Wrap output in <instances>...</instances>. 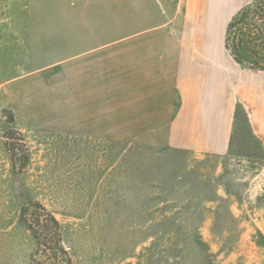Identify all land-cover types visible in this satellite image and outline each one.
I'll return each mask as SVG.
<instances>
[{
  "label": "rangeland",
  "instance_id": "1",
  "mask_svg": "<svg viewBox=\"0 0 264 264\" xmlns=\"http://www.w3.org/2000/svg\"><path fill=\"white\" fill-rule=\"evenodd\" d=\"M222 1L0 0V264H29L28 201L74 264H264V147L243 110L223 154L172 147L130 111L127 37L220 10L225 33L253 3Z\"/></svg>",
  "mask_w": 264,
  "mask_h": 264
},
{
  "label": "crops",
  "instance_id": "2",
  "mask_svg": "<svg viewBox=\"0 0 264 264\" xmlns=\"http://www.w3.org/2000/svg\"><path fill=\"white\" fill-rule=\"evenodd\" d=\"M221 11L208 16L202 29L198 22L199 29L166 30L162 20L127 37L140 43L128 56L135 74L130 86L140 96L130 102L131 115L144 128L161 129L172 147L225 153L238 105L264 147V69L241 68L232 59L224 47Z\"/></svg>",
  "mask_w": 264,
  "mask_h": 264
},
{
  "label": "trees",
  "instance_id": "3",
  "mask_svg": "<svg viewBox=\"0 0 264 264\" xmlns=\"http://www.w3.org/2000/svg\"><path fill=\"white\" fill-rule=\"evenodd\" d=\"M252 2L241 7L227 23L224 47L241 67L264 69V0H252ZM244 26H248V31ZM237 108L243 110L246 123L252 133L244 109L239 105ZM236 121L237 110L233 125ZM258 142L261 144L259 140ZM11 151H14V148ZM19 219L34 243L29 264H74L60 222L44 205L38 201L23 203L19 209Z\"/></svg>",
  "mask_w": 264,
  "mask_h": 264
}]
</instances>
